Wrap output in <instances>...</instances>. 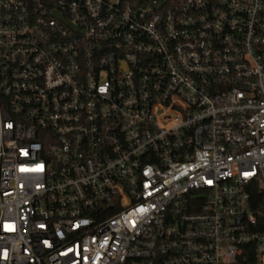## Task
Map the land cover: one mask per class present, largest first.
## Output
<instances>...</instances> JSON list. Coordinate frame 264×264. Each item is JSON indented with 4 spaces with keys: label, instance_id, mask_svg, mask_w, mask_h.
Listing matches in <instances>:
<instances>
[{
    "label": "built area",
    "instance_id": "obj_1",
    "mask_svg": "<svg viewBox=\"0 0 264 264\" xmlns=\"http://www.w3.org/2000/svg\"><path fill=\"white\" fill-rule=\"evenodd\" d=\"M0 264H264V0H0Z\"/></svg>",
    "mask_w": 264,
    "mask_h": 264
}]
</instances>
